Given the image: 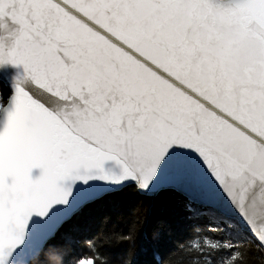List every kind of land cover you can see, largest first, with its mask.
Listing matches in <instances>:
<instances>
[{"label":"snow or ice","instance_id":"obj_1","mask_svg":"<svg viewBox=\"0 0 264 264\" xmlns=\"http://www.w3.org/2000/svg\"><path fill=\"white\" fill-rule=\"evenodd\" d=\"M45 255L264 264V0H0V264Z\"/></svg>","mask_w":264,"mask_h":264},{"label":"trees","instance_id":"obj_2","mask_svg":"<svg viewBox=\"0 0 264 264\" xmlns=\"http://www.w3.org/2000/svg\"><path fill=\"white\" fill-rule=\"evenodd\" d=\"M166 197H157L152 200H148L143 197L136 196L133 193H126L124 198V208L121 215L116 216L111 225H109L110 229L116 230H125L128 227L129 222L134 218L135 211L141 206L144 209H147L149 212V223L146 225V229H150L161 210L162 207L169 204ZM53 243H61L60 237H57ZM125 246L118 245L112 246L110 248L111 253L114 256H120L123 254ZM147 257L141 255L140 259H146ZM44 259L48 261V264H55V258L52 256L45 255Z\"/></svg>","mask_w":264,"mask_h":264}]
</instances>
